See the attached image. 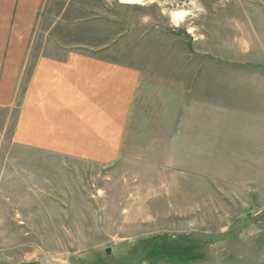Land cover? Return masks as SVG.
Listing matches in <instances>:
<instances>
[{
  "label": "rangeland",
  "instance_id": "374dc122",
  "mask_svg": "<svg viewBox=\"0 0 264 264\" xmlns=\"http://www.w3.org/2000/svg\"><path fill=\"white\" fill-rule=\"evenodd\" d=\"M119 1L43 2L35 50L140 81L105 167L23 154L0 109V264H264V0Z\"/></svg>",
  "mask_w": 264,
  "mask_h": 264
},
{
  "label": "crops",
  "instance_id": "0c3cea01",
  "mask_svg": "<svg viewBox=\"0 0 264 264\" xmlns=\"http://www.w3.org/2000/svg\"><path fill=\"white\" fill-rule=\"evenodd\" d=\"M44 0H0V109H16L25 155L98 167L123 154L140 76L131 67L34 49Z\"/></svg>",
  "mask_w": 264,
  "mask_h": 264
},
{
  "label": "bare ground",
  "instance_id": "6f19581e",
  "mask_svg": "<svg viewBox=\"0 0 264 264\" xmlns=\"http://www.w3.org/2000/svg\"><path fill=\"white\" fill-rule=\"evenodd\" d=\"M119 2H121V3H123V4H127V5H128V4H129V5H132V4L135 5V4L138 3V0H120ZM180 15H181V14H179V13H175V12L172 13V17H173V19L176 20V21H179V22H181V20H182V18L180 17ZM172 17H171V18H172ZM173 19H172V20H173ZM176 21H175V22H176ZM173 22H174V21H173ZM179 22H178V23H179ZM173 24H174V23H173ZM175 24H176V23H175ZM175 27H176V26H175Z\"/></svg>",
  "mask_w": 264,
  "mask_h": 264
}]
</instances>
